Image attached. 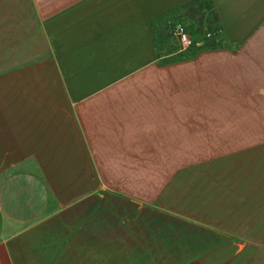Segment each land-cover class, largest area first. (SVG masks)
<instances>
[{
	"label": "crops",
	"instance_id": "1",
	"mask_svg": "<svg viewBox=\"0 0 264 264\" xmlns=\"http://www.w3.org/2000/svg\"><path fill=\"white\" fill-rule=\"evenodd\" d=\"M191 1L0 0V264H264V0Z\"/></svg>",
	"mask_w": 264,
	"mask_h": 264
},
{
	"label": "trees",
	"instance_id": "2",
	"mask_svg": "<svg viewBox=\"0 0 264 264\" xmlns=\"http://www.w3.org/2000/svg\"><path fill=\"white\" fill-rule=\"evenodd\" d=\"M212 8L210 0H192L180 9L155 19L151 25L154 45L157 44V38L171 36L175 31H180L199 36L204 49L216 47L219 43V25ZM171 22H175V25L170 24ZM184 57L186 56L182 58Z\"/></svg>",
	"mask_w": 264,
	"mask_h": 264
},
{
	"label": "rangeland",
	"instance_id": "3",
	"mask_svg": "<svg viewBox=\"0 0 264 264\" xmlns=\"http://www.w3.org/2000/svg\"><path fill=\"white\" fill-rule=\"evenodd\" d=\"M185 34L193 41V46L187 50H184L186 52L184 55H187L188 52L195 50L198 45L202 46V44L199 36H195L190 33ZM156 41V46L158 48L164 49L165 52H176L181 50L178 41L173 34L171 36L159 37L156 39Z\"/></svg>",
	"mask_w": 264,
	"mask_h": 264
},
{
	"label": "built area",
	"instance_id": "4",
	"mask_svg": "<svg viewBox=\"0 0 264 264\" xmlns=\"http://www.w3.org/2000/svg\"><path fill=\"white\" fill-rule=\"evenodd\" d=\"M174 35L176 36L179 47L182 51L187 50L193 46V41L185 33L175 31Z\"/></svg>",
	"mask_w": 264,
	"mask_h": 264
}]
</instances>
